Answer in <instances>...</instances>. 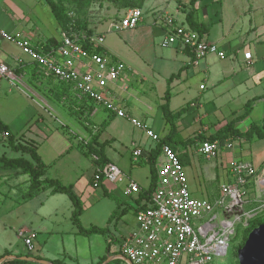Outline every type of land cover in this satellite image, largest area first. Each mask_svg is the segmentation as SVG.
I'll use <instances>...</instances> for the list:
<instances>
[{
    "label": "crops",
    "instance_id": "crops-1",
    "mask_svg": "<svg viewBox=\"0 0 264 264\" xmlns=\"http://www.w3.org/2000/svg\"><path fill=\"white\" fill-rule=\"evenodd\" d=\"M188 1L186 4L182 0L178 2L165 0L159 4L166 5L163 12L170 13L174 22L187 24L185 16L190 9V0ZM242 2L243 0H229V11H226L223 0H196L193 4L194 20L207 27L206 32L202 33L204 38L216 43L226 53L223 58H219L216 54H208L195 62L189 51L175 46H162V40L168 29L162 21L161 16L164 13L160 15V27L151 26L150 23L143 24L142 20L141 26L132 29H115L114 26L118 20H108L100 23L103 25L106 23L105 28L94 32L97 35L113 31L127 32L129 40H124L122 45L108 38L101 48L114 58L122 60L126 69H136L138 75H141L140 81L146 86L143 91L147 90L148 96L141 97L140 107L137 108L138 115L133 117L142 120L162 138L169 133V124L161 109L166 90L169 91L168 107L171 111L185 108L177 118L176 135L173 139L171 137L170 141L171 146L173 144V148L185 164L191 163L194 161V156L199 155L197 145L200 141L184 144V140L197 134L208 135L238 116L240 120L236 122V127L244 131L248 126L242 124L240 129L238 125L250 119L249 116L256 103L264 102V9L259 4V0ZM210 3L218 5L209 14L206 6ZM0 5V63L6 65L15 76L13 83L6 77L0 78V121L8 127L15 142L33 143L36 146L37 154L46 165L45 177L56 179L64 185H71L73 193L80 199L83 207L79 216L81 226L106 228L108 236L105 235V241L108 245L105 255H101L98 261L105 257L101 264H108L112 260H122L123 264H129L119 254L117 245L120 238L125 237L137 227L134 215L136 210L146 202L143 194L150 184L151 155L157 143L151 142L146 135L144 137L141 129V136L130 142L132 151L134 148H140L142 153L139 157L149 164L148 175L145 178H139L136 173H132L130 167H127L123 158L104 150L105 145L114 140V137L101 138L105 128L111 124L110 120L97 137V142H104L103 153L107 161L116 164L126 172L130 179L138 183L140 190L127 195L124 193L125 183L107 181L93 186L91 179L96 166L94 159L92 160L90 155L84 153V145L90 141L93 134L98 132L97 125L104 120L103 115L106 113L107 116L112 115V119L124 117L115 116L88 100L82 104L89 109L91 107V115L84 122V126L78 119L66 115L63 108V100L67 96L65 90L68 91L69 88L71 92L76 91L68 85L69 83L61 82L52 76H44L30 57L16 45L20 51H10L4 47L2 41L6 39L1 33L20 30L15 29L14 23L7 22L10 18L5 13L6 6L2 5L1 0ZM44 9L46 12L49 11L53 18L51 20L54 21L50 22L46 19L48 22L42 24L43 26L29 27L30 32L24 36L34 45L43 43L49 37L59 41L61 32H64L48 4H45ZM156 38L158 41L155 43ZM168 79H170L169 83ZM196 81H202L204 84L199 83L197 86ZM200 85H203V88H200ZM13 86L19 93H14ZM112 89L116 102L126 110L124 103L130 105L127 100L130 95L125 92L126 85L119 82ZM261 89L263 92H259ZM157 92H161L160 101L152 103L151 98H156ZM53 93H58L59 99H56ZM77 103L75 108L80 106ZM224 108L228 110L223 111ZM246 108L248 113L244 115ZM263 118L264 113L260 122ZM147 119H162L163 123L157 129L152 121V125H149ZM205 119L223 120L209 122L214 127L213 131H209V124H206ZM254 140L257 139H237L238 145L230 146V149L223 146L222 149L225 152L222 154L231 155L229 150L233 147H246ZM226 141L231 143L230 139ZM2 156L29 158L27 154L12 150L6 136L0 137V158ZM208 163L213 170H209L210 179L208 180L217 181L221 166ZM262 165L264 166V163ZM209 171L206 167L205 172ZM263 171L264 167L260 171L262 175H264ZM258 174L257 172V176ZM226 178L229 180L228 176ZM260 180H264V177ZM223 182L226 181H221L220 184ZM28 187L29 175L22 172L20 168L4 167L0 159V255L8 252L11 255H31L30 257L49 262L63 261L62 235L65 231L73 234L80 233L71 220L72 202L66 194L52 193L51 188L47 187L39 188L31 196H27ZM188 188L195 198H209L213 194V188H205L203 191ZM12 231L16 233V236L14 235L11 239L9 233ZM19 231L31 235V251L28 250L23 238L19 236ZM32 252L35 253L32 254ZM35 264L40 263L35 261Z\"/></svg>",
    "mask_w": 264,
    "mask_h": 264
},
{
    "label": "built area",
    "instance_id": "built-area-1",
    "mask_svg": "<svg viewBox=\"0 0 264 264\" xmlns=\"http://www.w3.org/2000/svg\"><path fill=\"white\" fill-rule=\"evenodd\" d=\"M142 13L139 7L128 8L114 28L136 27L142 20ZM161 17L168 28L162 46L188 50L195 62L208 54H216L219 58L226 56L216 43L207 41L203 34L185 23L174 22L170 13L165 12ZM1 34L28 55L44 76L69 83L79 95L89 98L115 116L128 118L135 127L158 143L159 135L142 120L129 115L116 102L112 88L124 73L126 65L106 52L95 50L102 46V35L94 33L88 38L91 47L88 50L80 43L76 33L61 32L59 46L44 50L34 45L21 31ZM2 77L12 83L15 80L12 71L0 63ZM2 136H6V133L0 130ZM227 142L221 144L218 140L203 139L197 145V152L205 159L212 160L219 155L223 146L231 148ZM141 153L140 148H134L133 160L137 161ZM91 158L97 159L95 155H91ZM155 167L157 181L150 199L134 215L137 227L120 238L117 245L119 254L131 264H214L212 261L215 257L226 254L229 236L234 232V222H242L244 215L246 223L263 208L258 205L260 208L243 212L241 188L249 182L254 184L257 177L256 170L248 161L231 159L229 180L220 184L219 195L214 201L191 195L183 164L177 151L170 145H161ZM99 176L102 181L125 183L124 193L127 195L140 190L138 183L112 162H107L100 171L94 172L93 186H97ZM225 198H228L227 203ZM217 208L222 209L221 218H218L215 211ZM206 214L210 216L206 217ZM19 236L31 251V235L19 231Z\"/></svg>",
    "mask_w": 264,
    "mask_h": 264
},
{
    "label": "rangeland",
    "instance_id": "rangeland-1",
    "mask_svg": "<svg viewBox=\"0 0 264 264\" xmlns=\"http://www.w3.org/2000/svg\"><path fill=\"white\" fill-rule=\"evenodd\" d=\"M55 4L62 8L64 14L66 15V25L67 27H71L70 25L76 24L77 29L80 30V33H86V31L99 32L101 29L106 27V23H103L108 20H118L120 19L126 12V10L130 7H141L142 9V20L143 24L150 23L151 26L155 25L160 27V15L163 14L165 10V4L163 3L165 0H52ZM167 1V0H166ZM170 2H174V0H169ZM188 4V0H182ZM247 0H243V2ZM229 0H223V5H225L226 11H229L228 3ZM242 2V3H243ZM2 5L6 6L5 13L10 18V21L7 20L8 23H14L16 25V30H20L24 35L30 32L29 27L31 26H43L45 24L46 19H49L50 22L54 21L51 14L46 12L44 9L46 0H1ZM251 3V2H250ZM246 3V4H250ZM259 4L264 9V0H259ZM218 4L210 3L206 6V11L210 14L211 11L217 7ZM1 8V5H0ZM48 9V8H47ZM141 20V21H142ZM152 20V21H151ZM154 20V21H153ZM100 24V25H98ZM140 22L137 26L143 25ZM102 26V27H101ZM96 27V28H95ZM62 28V27H60ZM14 29V30H15ZM132 29V28H131ZM13 32V31H12ZM130 32V31H129ZM10 33V32H8ZM48 34V33H46ZM103 42L102 46L106 44L108 38L113 40V42L122 45L124 40L128 41L127 32H106L103 33ZM47 36V35H46ZM5 40V39H4ZM158 39H155V43ZM5 48H8L10 51L19 50L15 44L11 41L5 40L2 41ZM153 46V45H152ZM20 51V50H19ZM131 68V67H130ZM138 71V70H137ZM136 69H125L124 73L120 76L117 84L123 83L126 85L125 92L129 93L130 97L127 100L130 102L128 106L126 103V110L129 115H138V107H140V101L142 96H148L147 90L144 92L143 89L146 87L140 81V76ZM197 86L199 83L204 84L202 81H196ZM14 93H17V88L15 86L12 87ZM261 88V87H260ZM66 91V97L63 100V108L66 112V115L69 117H73L74 119H78L80 124L84 126V122L89 119L91 115V109L88 107H84L83 98L77 92H71L68 88ZM263 92V89L261 91ZM19 93V92H18ZM56 99H59L60 95L58 93H53ZM161 92H157L155 95L156 98H151L152 103H157L160 101ZM20 100V99H19ZM78 102V103H77ZM81 102V104H80ZM20 105L22 103L19 101ZM80 105L78 108H75L76 104ZM51 105V104H50ZM264 102H258L255 104L253 112L249 116L250 119H246L239 124V128L241 129L242 124L248 126L251 122L259 123L261 121V117L264 113ZM52 106V105H51ZM54 107V106H53ZM235 108V107H231ZM223 111L228 110V108L222 109ZM105 114V113H104ZM140 116V115H139ZM107 113L103 115L102 119H106ZM97 118V117H96ZM140 118V117H139ZM159 118V117H157ZM113 120V121H112ZM215 120H223V119H205L206 124H209V131H213V125H210L211 121ZM226 120V119H224ZM151 121L154 123L157 129L162 125V119H147L149 125ZM208 122V123H207ZM210 122V123H209ZM261 124V122H260ZM95 124H93L94 126ZM99 125H97L98 128ZM161 133V131H160ZM145 136V134L142 133ZM141 136L140 128L135 127L128 118L121 119H111V124L105 128L104 132L101 135L102 139H109L110 137H114V140L110 142L108 145H105L104 150L109 154H116L119 157L123 158L127 167H130L132 173H136L139 178H145L148 175L149 164L147 161L139 157L138 161H134L132 159V147L130 142L134 139H137ZM148 138V137H147ZM149 139V138H148ZM151 142L156 143L150 139ZM238 145L237 139H231V143L229 146ZM192 146V145H191ZM190 146V147H191ZM189 148V147H188ZM116 149V150H114ZM222 149V148H221ZM230 149V148H228ZM128 151H130L128 153ZM231 155L222 154L225 151L220 150L219 155L207 161L203 156L197 155L194 156V161L191 163H184L183 170L187 178L188 187H191L192 190H204L213 188V194L210 195L209 198L206 197H198L207 199L210 201H214L218 195V185H220L221 181H228L226 178L229 176V163L231 158H236L239 160H245L252 164L256 172H258V176L256 177V182L253 184L249 182L241 188L243 192V212H249L260 205V207H264V186L259 184V180L264 177L263 173L260 172L264 167L262 164L264 163V138L254 140L246 147L239 148L237 146L233 147L231 150ZM88 161L89 159L86 158ZM207 161V162H206ZM216 163L220 165V175L217 181L208 180L210 179V168L209 163ZM263 166V167H262ZM208 168V173L205 172V168ZM213 171V170H212ZM124 172V171H123ZM264 172V171H263ZM125 175L131 178L126 172ZM227 175V176H226ZM231 180V179H230ZM210 181V182H209ZM209 183V184H208ZM194 196V194H192ZM85 198V197H84ZM225 202H228V198H225ZM263 204V205H262ZM259 207V208H260ZM218 213V218H221L222 209L217 208L215 210ZM264 213V212H263ZM210 216V214H206V217ZM205 217V218H206ZM243 221L234 222V232L229 236L228 247L226 254L220 257H215L212 261L214 264H238L237 260V250L240 248L242 243L244 242V235L249 228V225L242 226L244 224L245 216L242 215ZM264 215H262L259 220H263ZM73 223V222H72ZM81 225V222L79 220ZM74 224V223H73ZM248 224V223H247ZM75 225V224H74ZM76 226V225H75ZM77 227V226H76ZM78 229V228H77ZM11 239L13 236H16L14 231L9 233ZM107 233H92L89 235H84L82 233H68L65 231L62 235L64 251H62V260L60 261L62 264H98L97 261L101 255H105V250L107 249V242L105 238ZM108 236V235H107ZM18 239V237H17ZM21 240V239H20ZM106 245V246H105ZM35 252H32L34 254ZM104 253V254H103ZM108 255L106 254V259ZM108 264H123L122 260L110 261Z\"/></svg>",
    "mask_w": 264,
    "mask_h": 264
},
{
    "label": "trees",
    "instance_id": "trees-1",
    "mask_svg": "<svg viewBox=\"0 0 264 264\" xmlns=\"http://www.w3.org/2000/svg\"><path fill=\"white\" fill-rule=\"evenodd\" d=\"M196 0H190V9L187 11L185 20L186 23L194 30L198 31L199 33H204L206 32L207 27H204V25H200L197 23L194 18V8L193 4ZM46 4H48L55 20L57 21L58 25L61 28L62 31L70 34V33H76L79 37L80 43L83 45L84 48L91 50V47L88 45V38L94 34L92 31H86V33H80V30L77 29V25L73 24L70 25L71 27H67L66 25V15L64 14L63 10L61 7H59L57 4H55L52 0H46ZM141 8V7H139ZM84 35V37H82ZM60 44L59 41H57L53 37H49L46 40H44L43 43H39L38 46H40L44 50H48L50 47H58ZM97 52H105L102 48H96L95 49ZM188 51V50H186ZM172 77H170L171 79ZM168 79V83L169 80ZM63 82V81H61ZM66 83V82H64ZM68 84V83H66ZM71 86L70 84H68ZM83 102L85 101H91L89 98H85V96H82ZM165 101L161 105V109L163 112V116L166 120V122L169 124V133L160 138L158 143L156 144L155 150L153 151V154L151 155V162H150V184L147 190H145L143 194V198H145L146 202L143 206L140 208L144 207L147 202L150 199V193L152 192L154 186L156 185L157 181V175H156V167H155V162L160 154V147L162 144H168L171 146L170 141L171 137L173 139L174 135H176V121L177 118L184 112L185 108H181L177 111H171L168 107V100H169V91L168 89L165 92ZM249 107V106H248ZM91 109V107H90ZM248 113V108H246L244 115ZM113 118V116H108L106 119L100 122L99 124V129L98 132L93 134L90 141H88L84 145V153L86 155H95L97 159L93 160L95 163V170L94 172H97V170H101L104 165L108 162L107 158L105 157L103 153V143L97 142V137L99 136L100 132L107 126L108 122ZM240 120L239 116L227 121L225 124H223L221 127H219L217 130L214 132L205 135V134H197L191 138H188L183 141L184 144H189L192 142H195L197 140L201 141L203 139H208V140H218L221 144H224L226 140H231V139H245V140H251L253 138L256 139H262L264 138V118L261 122V124H257L254 122H251L246 130L241 131L236 127V122ZM0 130L4 131L6 133V139L7 142L10 146V148L14 151H19L21 153L27 154L29 158H25L23 156H18L15 158H8L5 156H2L0 159L3 163L4 167L7 168H20L22 172L27 173L29 175V187L28 191L26 192L27 196H31L34 191L38 190L39 188L47 187L51 188V192H59V193H64L68 196L70 201L72 202L73 205V210L71 213V220L72 222L77 226L78 231L84 235H89L92 233H105L106 228H101V227H96V226H91L89 228H83L80 223H79V216L83 211L82 204L80 202V199L73 193L71 185H64L60 183L58 180L53 179V178H48L45 177V170H46V165L42 162L40 159V156L36 152V146L33 143H20V142H15L13 140V136L8 129V127L0 121ZM177 139L181 140L179 137ZM173 142V140H172ZM173 148V144L171 146ZM174 149V148H173ZM175 150V149H174ZM179 156V155H178ZM181 163L183 162L182 159L179 157ZM92 183H94V177L91 179ZM102 178L99 176V179L97 180V186L101 184ZM264 207L262 210L257 212L253 217L249 218L246 223H244L242 226L249 225V228L247 229L245 235H244V241L247 238L248 233L250 232L251 229L254 227L258 226L259 224L264 223L263 220H259V218L264 215ZM248 223V224H247ZM244 243V242H243ZM243 243L241 245H243ZM31 256V255H28ZM21 255H11L8 252H4L3 254L0 255V264H35V259L34 260H25L21 258ZM105 257H102L99 261L98 264H101L104 261ZM52 264H62L59 260H51L50 261Z\"/></svg>",
    "mask_w": 264,
    "mask_h": 264
},
{
    "label": "water",
    "instance_id": "water-1",
    "mask_svg": "<svg viewBox=\"0 0 264 264\" xmlns=\"http://www.w3.org/2000/svg\"><path fill=\"white\" fill-rule=\"evenodd\" d=\"M25 260H34L30 256H22ZM238 264H264V223L250 230L243 245L237 250ZM40 264H52L46 260L35 259ZM127 262L131 264L128 260Z\"/></svg>",
    "mask_w": 264,
    "mask_h": 264
},
{
    "label": "bare ground",
    "instance_id": "bare-ground-1",
    "mask_svg": "<svg viewBox=\"0 0 264 264\" xmlns=\"http://www.w3.org/2000/svg\"><path fill=\"white\" fill-rule=\"evenodd\" d=\"M259 184L264 186V180H259Z\"/></svg>",
    "mask_w": 264,
    "mask_h": 264
}]
</instances>
